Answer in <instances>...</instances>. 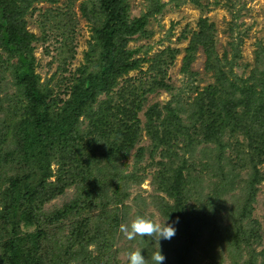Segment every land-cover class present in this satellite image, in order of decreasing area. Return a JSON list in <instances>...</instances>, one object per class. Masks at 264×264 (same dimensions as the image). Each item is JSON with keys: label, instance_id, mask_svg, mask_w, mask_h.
<instances>
[{"label": "rangeland", "instance_id": "rangeland-1", "mask_svg": "<svg viewBox=\"0 0 264 264\" xmlns=\"http://www.w3.org/2000/svg\"><path fill=\"white\" fill-rule=\"evenodd\" d=\"M31 1L33 4L24 20L28 31L38 39L33 44L36 74L43 88L51 91L52 99L59 103L67 98L66 93L79 77L77 70L85 64V55L93 43L94 27L101 24L98 0H59L54 5L44 0ZM127 1L132 19L153 11L156 3L161 7L148 17L143 32L127 44V49L137 50L133 58L142 60L139 69L126 76L131 79V101H135L139 88L146 84L154 86V81L155 84L164 81L171 86L170 90L156 87L146 92V102L137 114L140 125L144 126L143 113L148 108L153 115H159L160 120H165L169 102L181 109L182 125L164 127L160 120L153 118L163 130L161 133L170 136L166 139L167 145L151 151V141L142 130L131 153L120 162L111 161L114 167L120 168L116 174L120 179L123 173L133 174L129 178L132 180L124 185L116 183L115 186L114 183L112 187L115 188L106 192L98 190L99 201L88 199L85 206L81 205L85 198L82 189L74 182L67 183L63 192L52 198L42 195L41 198L48 201L37 199L33 208L37 204L43 212L52 214L70 208V203L78 204L71 208L69 218L47 227L45 219L34 211V226L27 228L20 223L17 228L28 232L37 227L48 228V239L39 250L48 256L43 264H129L128 253L137 249H141L148 264H153L151 257L158 245L165 256L163 264H245L250 256H257L264 250V160L256 166L257 177H253L247 157L251 140L244 134L225 135L220 146L208 139L203 141L196 129L198 125L187 119L191 110L188 103L196 91L216 83L212 72L205 69L206 54L200 43L188 70L196 75L184 74L182 67L185 48L205 21L213 26L208 36L212 37L214 52L224 71L230 70L227 64L232 59L233 74L246 78L254 67L255 54L264 51V0ZM168 49L177 50V53L166 73L152 72L150 68L157 65L155 56L166 57ZM237 50L240 59L233 56ZM0 68H3L0 73L2 95L10 92L13 86L8 65H0ZM142 147V158L136 160L135 153ZM252 158L253 162L257 161V157ZM50 168L55 175L48 182H55L61 167L51 162ZM22 170L24 168L15 159L2 176L7 179L27 175V171ZM178 170L182 171L183 179L179 194L171 187ZM100 180L104 186L102 176ZM0 184L3 188L9 185L5 180ZM246 184L252 185V189H246ZM5 200H9L8 196L1 195L0 212L1 202ZM137 215L172 224L175 236L159 240L158 245L148 237L126 239L119 230L120 225L130 224ZM238 218L242 228L239 230L248 235L247 230L254 225L257 236L246 241L239 238V246L235 245V240L242 235L233 227ZM86 220L92 226L82 242L86 249H81L78 241L82 233L77 237L76 232L73 235L71 232L75 223ZM6 226L0 213V245L8 238L6 234L10 228ZM188 230L191 231L190 244L184 235ZM107 240L108 245L101 248ZM181 251H185L184 256Z\"/></svg>", "mask_w": 264, "mask_h": 264}, {"label": "trees", "instance_id": "trees-1", "mask_svg": "<svg viewBox=\"0 0 264 264\" xmlns=\"http://www.w3.org/2000/svg\"><path fill=\"white\" fill-rule=\"evenodd\" d=\"M44 1L54 5L59 0ZM32 4L31 0H0V65H8L13 86L10 92L0 95V181L9 183L6 188L0 184V196L5 194L9 198L5 203L1 202L0 213L6 227L10 228L8 231L4 227L8 238L0 245L2 264H43L48 256L39 250L48 239V225L69 218L71 208L78 205L70 203V208L48 214L37 204L33 208L37 199H43L42 195L52 198L62 193L67 183L74 182L85 195L81 205L85 206L88 199L99 201V191L106 192L115 188L112 187L114 183L118 186V183L124 185L132 180L129 178L133 174L123 173L120 179L116 175L120 168L114 167L111 161L125 159L138 144L142 130L151 141V151L166 146V139L170 138L162 134L163 130L153 121V118L160 120L159 115H153L148 108L143 113L146 121L141 127L137 114L146 102L147 91L156 87L170 90L171 86L164 81L160 84L154 81V86L140 87L139 95L131 101V79L126 77L131 71L138 70L142 62L133 58L137 50L127 49V44L143 32L148 17L161 8L159 4L156 3L153 11L132 19L127 0H98L101 24L94 27L93 43L85 55V64L77 70L79 77L66 93L67 98L59 103L52 99L51 91L43 88L36 74L33 44L38 39L28 31L24 20ZM212 27L203 21L200 32L185 48L183 73L196 75L188 70L200 43L206 54L205 69L212 72L216 81L215 85L196 91L188 103L191 110L187 119L198 125L196 129L203 141L208 139L218 146L225 135L244 134L251 140L247 151L250 168H253L251 175L257 177L256 166L264 160V51L255 54L254 67L246 78L236 77L231 70L232 59L226 63L230 70L224 71L214 52L212 37L208 36ZM167 51L166 57L155 56L157 65L150 68L152 72L166 73L177 53L174 49ZM233 56L240 59L238 50ZM165 110L167 117L160 120L161 126L170 124L179 128L182 125L181 109L169 102ZM143 152V147L138 148L136 160L142 158ZM251 156L257 157V161L253 162ZM15 159L27 175L3 178V172ZM51 162L61 167L55 182H48L55 175L50 168ZM176 173L171 187L179 194L182 171ZM247 188L252 189V185L246 184ZM34 211L45 219L47 227H37L33 232L20 231L17 228L20 223L27 228L34 226ZM240 221L238 218L233 224L242 235L235 240L237 246L240 245L239 238L244 241L253 236L257 238L254 225L245 235L239 230L242 229ZM90 226L86 220L72 227V235L76 232L79 237L82 233L78 241L80 247L87 239V233L89 235ZM190 233L189 230L184 233L188 244L191 243ZM108 243L107 240L101 248ZM184 253L181 251L183 256ZM259 258V264H264V250L257 256H250L245 264H258Z\"/></svg>", "mask_w": 264, "mask_h": 264}, {"label": "clouds", "instance_id": "clouds-1", "mask_svg": "<svg viewBox=\"0 0 264 264\" xmlns=\"http://www.w3.org/2000/svg\"><path fill=\"white\" fill-rule=\"evenodd\" d=\"M119 230L128 240H134L137 236L142 239L148 237L157 241V245L159 240H169L176 234V229L172 224H165V221L163 223L154 222L152 219L140 215L135 216L128 225L121 224ZM127 258L129 264H148V261L141 255V249L129 252ZM151 259L153 264H163L165 256L159 250V245Z\"/></svg>", "mask_w": 264, "mask_h": 264}]
</instances>
